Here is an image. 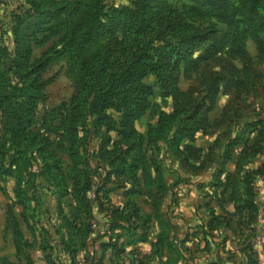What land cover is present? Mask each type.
I'll use <instances>...</instances> for the list:
<instances>
[{
  "label": "trees",
  "instance_id": "trees-1",
  "mask_svg": "<svg viewBox=\"0 0 264 264\" xmlns=\"http://www.w3.org/2000/svg\"><path fill=\"white\" fill-rule=\"evenodd\" d=\"M128 2L129 5L115 6L106 4V0H24L11 13L6 30L0 20V177L14 175L18 188L21 183L32 185L35 179H30V172L39 160L38 176L52 189L50 195L56 197L63 222L64 232L57 246L68 254L71 264L92 232L90 193L99 213L104 212L105 205L109 217L110 235L101 249L114 258L112 264H125L124 255L139 256L137 246L146 239L151 217L139 215L131 200L121 208L110 206V193L126 189L125 194L132 198L153 188L163 192V171L156 160L162 150L183 168L203 171L204 151L194 144L195 135L209 128L208 115L221 83L229 90L247 86L252 80L246 41L251 39L263 48L264 0ZM53 38L58 43L52 55L48 53L31 62L32 47ZM221 55L225 56L223 66L219 72L209 74L204 95L194 97L192 90L179 89L181 77L197 74L202 65ZM58 58L67 60L74 92L68 102H61L37 123V106L47 101L48 82L43 75L52 60ZM234 61L239 62L240 69L233 65ZM148 76L154 77V85L160 89L161 103L166 106L165 101L170 99L171 110L159 111L155 124L146 125L144 136L134 123L147 113L154 95V86L144 82ZM110 110L118 114L117 119L108 114ZM258 125L261 128L263 122L253 121L245 127L263 138L264 129L258 130ZM88 131L100 142L95 149L100 160L97 167L103 171L99 181H94L91 170ZM244 131L240 129L241 134ZM51 133L57 135L56 141L49 137ZM242 141L245 140L237 138L225 145L215 183L230 191L234 203L241 201L238 179L225 173L224 167L234 147ZM109 146L113 147L111 152ZM260 146H244L238 162L258 154ZM214 149L215 144L208 148V162L214 158ZM105 154H116L107 167ZM24 173L29 177L23 182ZM223 174L225 179L221 181ZM255 175H246L241 181L247 200L237 208L249 212V221L257 211L251 200ZM27 194L25 191L21 195L24 205ZM67 200L73 206L70 218L64 214ZM25 222L30 230L29 222ZM12 231L16 256L23 248L32 247L16 224ZM163 239L161 229L156 245ZM44 257L47 264H60L48 253ZM86 261L101 264L89 258ZM2 262L12 264L4 259Z\"/></svg>",
  "mask_w": 264,
  "mask_h": 264
},
{
  "label": "rangeland",
  "instance_id": "rangeland-1",
  "mask_svg": "<svg viewBox=\"0 0 264 264\" xmlns=\"http://www.w3.org/2000/svg\"><path fill=\"white\" fill-rule=\"evenodd\" d=\"M13 1L16 2L17 0ZM106 4L122 6L129 5V2L128 0H106ZM0 9H3V6L0 7ZM261 38L263 40V48H260L251 39L246 41V50L251 59V71L249 72L252 80L247 86L232 88L229 90L225 88L224 83L220 84L219 92L214 101L213 110L208 115L210 123L209 128L205 131H201L196 139V144L204 151L202 161L206 164L205 169L200 172L189 171L183 168L175 157L170 156L167 152H164V150H162L156 157L157 162L160 163L159 165L162 166L165 171L163 175L166 174L169 177H173V182H182L185 180V177L194 175L202 177L203 181L207 184L204 185L205 187L201 193L206 195L212 193L214 189H216L215 183H217L216 178L220 169L219 163L224 156L225 145L229 141H234L237 138L245 140L240 142V145L234 147L230 155V160L225 163L224 170L225 173L233 174L237 179L241 180H243L246 175L250 174L248 177L252 178V173L256 174L253 176L255 182L252 183V192L255 205H257L260 213L261 221L259 219L256 226L258 227V232L254 234L255 236L253 240L255 242L258 237H264V137H257L256 133L250 132V129L246 128L245 125L253 121L261 120L263 126L260 128L258 125L256 128L258 130L264 129V34L261 35ZM57 43V38H53L49 39L40 47H32L31 62L39 61L48 53L52 55V51L57 46ZM224 59L225 56L221 55L215 61L202 65L199 68L200 72L197 74H192L190 77L186 78L181 77L178 83L179 89L181 91L192 90L194 97L198 94L204 95L205 91L203 89L206 86L209 74L219 72L223 66ZM233 65H236L239 69L241 68L238 61H234ZM68 72V64L65 58L52 60L47 66L43 75L44 80H47L48 82L45 89L47 101L37 106L35 122L40 123L43 116L51 109L58 106L61 102H68L70 100L74 92V84ZM144 82L147 85L154 86V95L150 98V108L135 125L138 133L142 134L141 132L144 130V134L142 135L145 136L146 125L155 121L159 111H170L171 102L170 99L166 100V106L161 103V92L160 89L154 85V77L148 76ZM108 114L114 119L118 118V114L113 110L108 111ZM241 128H244L245 130L242 134L240 133ZM89 133L90 131H88L87 142L90 155L89 160L91 170L93 171L94 181H97L103 174V171L100 170V168L97 167L98 164H96L100 160L97 158L98 154L95 149L100 142L97 139V136H94V134L91 133L90 135ZM111 136L115 139L114 133H111ZM49 137L52 141L57 140V135L54 133L49 134ZM254 143L258 144V146L261 144V151L258 154L245 157L243 161L238 162L241 149L244 146L247 148L251 147L252 149ZM214 144V158L208 162L207 151L208 148ZM121 147L122 146L119 145L120 149ZM108 149L111 152L113 147L109 146ZM108 154H105V166L107 165L106 163L109 162V159L116 155L110 154V156H108ZM63 158L67 160L66 156H63ZM195 164L199 165L200 161L195 162ZM38 166L39 160L34 163L30 172L32 176L30 179H35L33 180L35 182H33L32 185L29 183H27V185L21 183L18 188L14 175L6 176L4 178L0 177V189H2L0 190V264H4L2 262L3 259L11 261L14 264H25L26 262L24 259L27 258L26 256H28V259L30 257L33 264H44V251L53 255L56 259L60 256L61 261L65 264H71L68 254L60 252L61 248L57 246L58 242L56 239L59 240L60 235L63 234L64 231V228L62 227L63 222L59 214L56 213L55 202L50 195L52 189L49 188L48 184L38 176L40 171ZM107 169L105 171H107ZM28 177L29 176L24 173L23 182L24 180L26 181ZM221 179H225V174L221 176ZM175 185L176 184H174V186ZM25 191L28 194L26 196L27 198L24 200V205L20 199ZM218 191H221V189H218ZM174 201L176 202V200ZM23 206L25 208H23ZM64 207V214L70 218L73 208L72 202L68 200L65 201ZM95 218L93 222L99 227L103 226L104 221L102 217L96 215ZM106 219L109 221V217ZM98 220H101V222L98 223ZM25 221L29 222L28 226L30 225V230L26 227ZM14 224H16L19 233L23 234L24 239L32 243V247L29 249L23 248L19 251L17 256L13 245L14 235L12 226ZM109 235L105 234V238H108ZM74 247L75 246H71V249ZM86 257L87 255L83 253L82 250H79L74 260V264H86L85 262H82L83 260L86 261L88 258ZM140 261L143 262L141 259ZM114 263L117 264L116 261H114ZM127 264H131V262Z\"/></svg>",
  "mask_w": 264,
  "mask_h": 264
},
{
  "label": "crops",
  "instance_id": "crops-1",
  "mask_svg": "<svg viewBox=\"0 0 264 264\" xmlns=\"http://www.w3.org/2000/svg\"><path fill=\"white\" fill-rule=\"evenodd\" d=\"M23 3L24 0L16 2L0 0V7L3 6V9H0V20L5 30L9 26L11 13L16 12L18 6ZM156 119L152 122L153 125ZM143 131L142 134H144ZM200 133L201 131L195 135L194 139V144L198 147L196 139ZM162 171L165 172L163 168ZM241 181L238 179L241 201L234 203L230 191L223 190L222 187H216L212 193L206 195L201 193L207 183L198 175L185 177L182 182H173V177L165 174L162 175V183L165 187L163 192L158 193L153 188L151 192L143 190L141 194L128 198L125 194L126 189H118L109 195L110 206L121 208L131 200L136 204L139 215L151 217L146 239L137 246V253L146 264H264V244L253 240L254 234L258 232L257 223L259 219L261 221L257 205V211L251 221L246 209L241 211L237 209L244 200H247L245 185ZM253 182H255L254 179ZM88 197L92 200L93 220L98 215L105 222V205L104 212L99 213L93 194L90 193ZM52 198L58 214L56 197L52 196ZM251 200L255 205L254 197ZM101 220H98V223ZM161 229L164 239L162 244L157 246L156 242ZM117 233L124 234L123 230H118ZM107 240L104 234L92 231L81 250L93 262L112 264L114 258L109 252L101 249V244ZM124 240L125 236L120 239V242ZM130 249L126 248V250ZM44 253L47 252L44 251ZM51 256L52 259H56L53 255ZM24 260L27 263L26 259ZM8 262L14 264L11 261ZM29 263L33 264L30 257ZM43 263L47 264L44 254ZM56 263L65 264L60 256Z\"/></svg>",
  "mask_w": 264,
  "mask_h": 264
},
{
  "label": "built area",
  "instance_id": "built-area-1",
  "mask_svg": "<svg viewBox=\"0 0 264 264\" xmlns=\"http://www.w3.org/2000/svg\"><path fill=\"white\" fill-rule=\"evenodd\" d=\"M106 218H107V216H106ZM106 218H105V222H104L103 226H101V227H99L95 222H92L91 223L92 231L93 232H100V234H102V235L103 234L109 235L110 234V232L108 230L109 221ZM257 241L261 244H264V237H258ZM123 260H124L125 264L130 263V262H131V264H140V257L137 255H124ZM82 262H85L86 264H88L87 261L83 260Z\"/></svg>",
  "mask_w": 264,
  "mask_h": 264
}]
</instances>
